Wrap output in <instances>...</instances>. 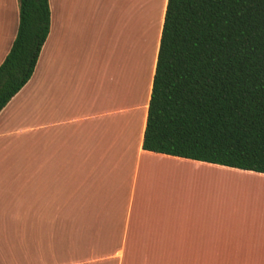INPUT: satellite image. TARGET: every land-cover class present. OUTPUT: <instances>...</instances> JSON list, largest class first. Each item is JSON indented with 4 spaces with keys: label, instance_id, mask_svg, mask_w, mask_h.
Wrapping results in <instances>:
<instances>
[{
    "label": "crops",
    "instance_id": "obj_1",
    "mask_svg": "<svg viewBox=\"0 0 264 264\" xmlns=\"http://www.w3.org/2000/svg\"><path fill=\"white\" fill-rule=\"evenodd\" d=\"M166 4L48 0L0 111V264H264V213L231 210L264 173L142 148ZM18 24L0 0V64Z\"/></svg>",
    "mask_w": 264,
    "mask_h": 264
},
{
    "label": "trees",
    "instance_id": "obj_2",
    "mask_svg": "<svg viewBox=\"0 0 264 264\" xmlns=\"http://www.w3.org/2000/svg\"><path fill=\"white\" fill-rule=\"evenodd\" d=\"M48 30V0H19L0 111ZM142 148L264 173V0H167Z\"/></svg>",
    "mask_w": 264,
    "mask_h": 264
},
{
    "label": "rangeland",
    "instance_id": "obj_3",
    "mask_svg": "<svg viewBox=\"0 0 264 264\" xmlns=\"http://www.w3.org/2000/svg\"><path fill=\"white\" fill-rule=\"evenodd\" d=\"M219 175V177H217ZM217 180H220L221 175L218 173L216 174ZM219 183V181H218ZM255 183V182H254ZM255 184L248 185L245 187L247 191L245 192V196L248 197V206L240 207L236 209L235 207H232L231 210L234 211H239L242 210L241 212L247 213V212H258V213H264V183L263 184ZM236 191V190H234ZM236 194L233 193V197H235ZM229 209V208H228Z\"/></svg>",
    "mask_w": 264,
    "mask_h": 264
},
{
    "label": "bare ground",
    "instance_id": "obj_4",
    "mask_svg": "<svg viewBox=\"0 0 264 264\" xmlns=\"http://www.w3.org/2000/svg\"><path fill=\"white\" fill-rule=\"evenodd\" d=\"M204 175H205V174H204ZM217 177H219V175H218Z\"/></svg>",
    "mask_w": 264,
    "mask_h": 264
}]
</instances>
